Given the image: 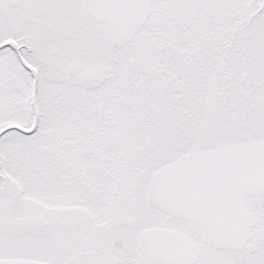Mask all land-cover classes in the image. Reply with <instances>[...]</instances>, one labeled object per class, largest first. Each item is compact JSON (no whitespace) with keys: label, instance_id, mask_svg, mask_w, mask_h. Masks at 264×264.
I'll use <instances>...</instances> for the list:
<instances>
[{"label":"snow or ice","instance_id":"obj_1","mask_svg":"<svg viewBox=\"0 0 264 264\" xmlns=\"http://www.w3.org/2000/svg\"><path fill=\"white\" fill-rule=\"evenodd\" d=\"M0 264H264V0H0Z\"/></svg>","mask_w":264,"mask_h":264}]
</instances>
